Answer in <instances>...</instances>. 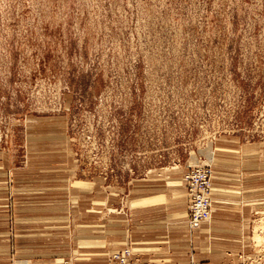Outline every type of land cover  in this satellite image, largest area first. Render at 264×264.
Segmentation results:
<instances>
[{"label": "rangeland", "instance_id": "obj_1", "mask_svg": "<svg viewBox=\"0 0 264 264\" xmlns=\"http://www.w3.org/2000/svg\"><path fill=\"white\" fill-rule=\"evenodd\" d=\"M195 163L225 199L260 193L245 237L201 257L244 242L264 264V0H0V264H109L137 219L155 264L152 196L176 221L156 262L193 261Z\"/></svg>", "mask_w": 264, "mask_h": 264}, {"label": "crops", "instance_id": "obj_2", "mask_svg": "<svg viewBox=\"0 0 264 264\" xmlns=\"http://www.w3.org/2000/svg\"><path fill=\"white\" fill-rule=\"evenodd\" d=\"M214 184V181H213ZM216 187L221 186L223 187V182L220 184L216 182ZM183 186L185 188V193H186V214L184 216L185 223L181 220H179L181 224H185L184 229H181L179 231L183 232V235L181 236V240L183 241L184 239V246L183 243L180 244V253H182V256H189L190 250L189 247H193L191 250L193 255V261L198 263V264H226V263H219V259L216 258L217 251L221 253H225L223 262H229L230 264H241L243 262V259L246 257L247 249L248 246L243 242L241 250L240 251H232L234 249L230 248V251H225L221 247L223 245H220L218 248L215 247L212 248L211 245L207 246L206 250L208 253H205L203 257H201L204 250L202 247L206 244V238L207 235H213L215 238L219 236L225 238V240L229 241H238L240 242L241 236L245 237V230H244V225L246 222H248L249 218L253 216L256 206L255 202L256 198L260 196V193H253L249 195H244L245 192L243 190L242 196L238 197L237 200H229L225 199L224 196L219 194L218 192L223 188H216V193L214 192L212 194V204H213V212H212V217H211V224L210 226L207 227L208 223H204L201 228L197 230H191L188 225V213H189V207H190V199L188 196V190L185 186V183L183 182ZM242 187V186H240ZM243 188V187H242ZM252 190H259V187H254ZM250 189H247V192H249ZM153 196L151 198L147 197L146 202H147V216H146V237L148 238V243L149 247L148 249L150 250L151 256L150 258L154 257L156 258V261L158 258H166L170 257L172 253H170V241L173 240V237L171 236V231H172V226L175 224L170 218V215L167 213L160 212L159 204L153 201ZM246 199V201H245ZM151 200V202H150ZM232 206V207H231ZM141 219H137V227L134 225V229L132 230V236L131 238L133 239V243L131 244L132 246V251L134 254V259L139 261L142 264H151L147 263L144 260L145 254L142 252L143 248L137 247L136 244H138V241H140V238L137 237V232L141 233L143 232L142 229L140 228L141 226ZM187 231L191 234V245L188 243L189 242V237L187 238ZM144 235V234H142ZM217 237H216V236ZM188 236V235H187ZM182 237H184L182 239ZM235 237L234 239H226V238H231ZM129 238V237H128ZM130 239V238H129ZM194 240V242H193ZM129 241V240H128ZM130 242V241H129ZM194 244V246H193ZM152 251V252H151ZM216 253H215V252ZM226 254L229 255V257H233L234 255L236 257L231 258L230 260L226 257ZM164 260V259H162ZM166 260V259H165ZM155 261V264H159ZM190 260L186 263H184V260L181 259V261H177L176 263H169V264H188ZM232 262V263H231ZM241 262V263H240ZM168 262H165L167 264ZM228 263V264H229ZM163 264V263H162Z\"/></svg>", "mask_w": 264, "mask_h": 264}, {"label": "built area", "instance_id": "obj_3", "mask_svg": "<svg viewBox=\"0 0 264 264\" xmlns=\"http://www.w3.org/2000/svg\"><path fill=\"white\" fill-rule=\"evenodd\" d=\"M214 171L210 164L195 163L188 167L184 181L188 190L190 207L188 213V225L191 230L201 228L204 223L211 220L213 212ZM109 264H142L134 259L133 251L130 247L121 251L112 252L109 256ZM188 264H198L191 261Z\"/></svg>", "mask_w": 264, "mask_h": 264}, {"label": "bare ground", "instance_id": "obj_4", "mask_svg": "<svg viewBox=\"0 0 264 264\" xmlns=\"http://www.w3.org/2000/svg\"><path fill=\"white\" fill-rule=\"evenodd\" d=\"M213 151V150H212ZM210 155H211V161H213L214 160V158H215V155H214V153L213 152H211L210 153ZM210 224V223H209ZM260 232V231H259ZM257 233V232H256ZM261 235V234H260ZM256 236H259V235H256ZM259 238V237H258ZM261 238V237H260ZM263 238V237H262ZM261 240V239H260ZM262 241V240H261ZM261 243V242H260ZM23 264H27V262H25V263H23Z\"/></svg>", "mask_w": 264, "mask_h": 264}]
</instances>
